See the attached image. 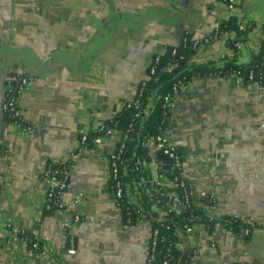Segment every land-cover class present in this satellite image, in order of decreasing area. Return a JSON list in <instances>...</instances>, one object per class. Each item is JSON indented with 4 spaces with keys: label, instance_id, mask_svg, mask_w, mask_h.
<instances>
[{
    "label": "crops",
    "instance_id": "0c3cea01",
    "mask_svg": "<svg viewBox=\"0 0 264 264\" xmlns=\"http://www.w3.org/2000/svg\"><path fill=\"white\" fill-rule=\"evenodd\" d=\"M235 15L243 40L236 62L250 63L264 40V0H243L230 11L224 0H0V264H143L151 231L127 223L108 185V157L120 133L77 152L67 209L47 214L42 173L51 159H67L81 125H97L136 96L157 52L203 36ZM233 54L226 41L203 45L198 65L223 66ZM32 84L19 98L27 126L4 117L10 75ZM185 158L183 174L204 215H233L263 225L249 236L206 221L182 232L178 245L192 253L180 264H264V84H235L227 76L194 77L183 87L165 131ZM150 171L161 172L154 143ZM81 197L73 218L74 199ZM70 220L68 230L63 228ZM44 241L37 252L18 236ZM76 246H69V234Z\"/></svg>",
    "mask_w": 264,
    "mask_h": 264
},
{
    "label": "built area",
    "instance_id": "2783aa9c",
    "mask_svg": "<svg viewBox=\"0 0 264 264\" xmlns=\"http://www.w3.org/2000/svg\"><path fill=\"white\" fill-rule=\"evenodd\" d=\"M228 9L232 12L236 10L242 4L243 0H224ZM253 26L252 21H242L240 28ZM220 29H216L203 36H193L190 33L189 37H184L183 41L190 40L193 47L200 49L203 45L209 44L216 40H224L229 46L230 53L234 54V47L230 46V41L234 38V33L230 31L220 32ZM187 33V32H186ZM189 33V32H188ZM243 40V34L240 35L238 41L235 42V46L239 48L241 41ZM261 51V48H260ZM259 51V52H260ZM164 52V51H163ZM162 52H157L155 58L149 65L150 71L147 78L141 81L138 92L142 93L146 85L148 77L155 72V64L159 61V55ZM150 74V75H149ZM229 77L233 78L235 84H246L242 76L233 73ZM32 78L25 74H13L10 75L5 84V91L3 95V101L1 109L4 117L9 116L10 120L22 125L27 123V118L23 114L19 106V98L25 90L32 84ZM256 83H263L262 79L256 81ZM188 83L181 81L174 83L172 91L163 95L164 105L168 110L165 111V117L168 121L171 113L176 104V98L181 94L183 87ZM147 105L142 107V119H144L153 108L154 97H150ZM141 106L142 102L134 97L124 103L123 107L130 108L132 106ZM139 115V114H138ZM112 117L98 123L97 125H81L79 128V141L75 150L71 153L67 159H51L45 166V169L41 175L42 180L46 183L45 200L43 209L45 211H54L57 209H67V205L63 199L71 176L72 163L75 160L76 154L79 150L86 148L90 144L100 143L104 137L112 135L114 133H120V143L108 157V185L111 187L115 194L117 204L122 211V205L127 203L128 208H133L137 218L133 220L132 215L129 214L128 221H145L151 231L149 240V254L147 260L143 264H153L154 250L158 243L159 229L155 228L152 224L153 219L165 220L171 213L180 214L183 211L191 210L194 212L197 206L193 201V193L191 185L188 179L184 176L185 158L180 150L179 146L165 134L166 129H162L158 135L152 137H145L141 141L142 145L149 148L151 143H154L158 151L157 157L160 163L161 172L158 175H153L150 171V164L146 158L138 155L135 151L130 157L125 156L127 149V141L131 139L130 132L132 125H129L125 131L111 125ZM90 132H95L96 135L93 138H89ZM90 139V140H89ZM0 156H5V150L0 145ZM3 181H0V187ZM81 201V197L74 199L75 207L73 210V221H79L81 219L77 212V206ZM207 217L210 221L215 220V216L211 213H207ZM70 220L66 219L63 223V228L68 230ZM194 225V224H193ZM193 225L186 224L182 229L178 228V240L182 232H193ZM251 228H243V234L249 236ZM26 230H21L19 233H25ZM20 238V237H19ZM69 246L74 248L76 246V238L69 234ZM25 240L26 238H20ZM178 240L174 242V245L179 248ZM36 242L34 246L36 247ZM32 249V248H31ZM168 264V260L164 262ZM180 264V263H178Z\"/></svg>",
    "mask_w": 264,
    "mask_h": 264
},
{
    "label": "trees",
    "instance_id": "16d2710c",
    "mask_svg": "<svg viewBox=\"0 0 264 264\" xmlns=\"http://www.w3.org/2000/svg\"><path fill=\"white\" fill-rule=\"evenodd\" d=\"M220 32L230 31L234 33V38L229 45L234 47L235 53L232 59H228L223 66L216 65H198L194 58L199 49L193 47L190 40L183 41L184 37H189L190 33H184L182 40L177 45H168L164 52L159 55V61L155 64V72L152 73L143 89L142 93L137 90L136 98L141 102V106H132L130 108L122 107L111 119V125L125 131L129 125H132L130 132L131 139L127 141V149L125 156L130 157L133 152L146 158L149 162L152 158L149 153V148L142 145L141 141L145 137H152L158 135L162 129H166L168 121L165 117V107L163 95L172 91L173 85L176 82L190 83L194 77H206L211 75L227 76L236 73L242 76L246 84L254 83L259 79L264 83V40L262 41L261 51L254 57V59L247 64L237 63L236 57L238 54V47L235 42L239 40L242 35L240 28V21L235 15H231L224 19L219 27ZM155 58L153 56L152 60ZM152 62V61H151ZM150 68L148 67V73ZM147 78V77H146ZM154 97L153 108L144 119H142V107L147 105L149 98ZM139 114V115H138ZM171 115V113L169 112ZM6 116V119H9ZM23 125L27 126L24 122ZM95 132H90L89 138H93ZM89 139V140H90ZM127 203L122 205L123 219L129 222V214L132 215L133 220L137 218L133 208H128ZM53 211H45L49 214ZM199 221H206L212 231L217 223L230 228L236 233H239L243 228H260L263 225L246 223L241 218L233 215H223L219 219L210 221L206 215L199 209L195 208L194 212L191 210L183 211L180 214L171 213L165 220L153 219L152 224L159 229L158 243L154 250L153 264H164L168 260V264L187 263L190 261L192 253L190 251H183L174 245L178 240V228H183L186 224L193 225ZM20 238H26L30 248L37 252L48 250L44 241L35 237L29 231L25 233H18ZM38 243L35 247L34 244ZM68 264V263H66Z\"/></svg>",
    "mask_w": 264,
    "mask_h": 264
}]
</instances>
